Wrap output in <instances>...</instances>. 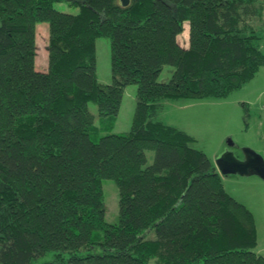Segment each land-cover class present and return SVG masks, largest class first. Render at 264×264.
Returning a JSON list of instances; mask_svg holds the SVG:
<instances>
[{"label": "trees", "instance_id": "obj_1", "mask_svg": "<svg viewBox=\"0 0 264 264\" xmlns=\"http://www.w3.org/2000/svg\"><path fill=\"white\" fill-rule=\"evenodd\" d=\"M62 1L78 11L55 9ZM38 22L50 25L46 72L35 69ZM99 37L111 40L106 85ZM262 67L264 0H0V264L51 251L42 264H264L253 213L194 136L159 119L166 101L227 97ZM129 85L131 129L94 140L88 104L111 128ZM104 179L119 190L117 224Z\"/></svg>", "mask_w": 264, "mask_h": 264}, {"label": "rangeland", "instance_id": "obj_2", "mask_svg": "<svg viewBox=\"0 0 264 264\" xmlns=\"http://www.w3.org/2000/svg\"><path fill=\"white\" fill-rule=\"evenodd\" d=\"M54 8L68 13H76L78 7L69 2L62 1L54 4ZM36 56L35 69L46 72L49 66V23L36 24ZM184 32L180 34L179 41L183 43L184 35L189 36V21L184 22ZM107 37L96 40L97 77L103 84L112 83L111 73V44ZM175 67L167 65L160 73L159 82L167 83L174 73ZM137 85H129L124 89L121 110L116 117L113 127L108 128L109 120L101 119L98 107L94 102L88 104L90 112L95 116L98 132L92 135L94 140L109 134H123L131 129L134 123L136 109ZM159 119L170 123L179 129L194 136L193 147L202 150L212 159L216 168V158L225 150H230L240 160L244 158L246 148L255 150L264 160V67L247 81L241 88L234 90L224 98H207L200 100H170L166 101L165 108L159 112ZM147 165L152 164L153 151L147 152ZM227 193L232 195L253 213L258 230V243L254 252L264 256V178L258 173L249 176L231 175L222 177ZM103 189L106 203V220L117 224L119 220V190L113 179L103 180ZM148 237H155L153 231ZM89 253H101L98 248ZM87 254L83 251L82 255ZM54 252L36 258L32 264H42L51 261ZM152 260L149 264H158Z\"/></svg>", "mask_w": 264, "mask_h": 264}, {"label": "water", "instance_id": "obj_3", "mask_svg": "<svg viewBox=\"0 0 264 264\" xmlns=\"http://www.w3.org/2000/svg\"><path fill=\"white\" fill-rule=\"evenodd\" d=\"M122 2L123 5H128L129 0H122ZM216 159V167L221 177L226 178L239 174L240 176H249L250 174L258 173L259 176L264 178V160L255 150L246 148L244 150V158L240 160L231 149H228Z\"/></svg>", "mask_w": 264, "mask_h": 264}, {"label": "crops", "instance_id": "obj_4", "mask_svg": "<svg viewBox=\"0 0 264 264\" xmlns=\"http://www.w3.org/2000/svg\"><path fill=\"white\" fill-rule=\"evenodd\" d=\"M180 39V38H179ZM183 39H184V41H183V43L181 44V45H183L184 47H187V45H189V36H187V33H185V35H184V37H183ZM180 42V41H179ZM181 43V42H180ZM165 105H166V103H165ZM164 108H165V106H164ZM161 120V119H160ZM161 121H163V120H161ZM163 122H165V121H163ZM166 123V122H165ZM170 124V123H169ZM216 170H217V172H218V169H217V167H216ZM219 173V172H218Z\"/></svg>", "mask_w": 264, "mask_h": 264}]
</instances>
